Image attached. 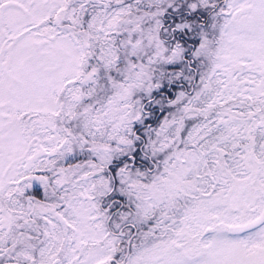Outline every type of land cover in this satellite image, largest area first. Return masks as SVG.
I'll use <instances>...</instances> for the list:
<instances>
[{
  "label": "snow or ice",
  "instance_id": "1",
  "mask_svg": "<svg viewBox=\"0 0 264 264\" xmlns=\"http://www.w3.org/2000/svg\"><path fill=\"white\" fill-rule=\"evenodd\" d=\"M0 264H264V0H0Z\"/></svg>",
  "mask_w": 264,
  "mask_h": 264
}]
</instances>
